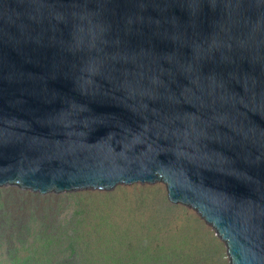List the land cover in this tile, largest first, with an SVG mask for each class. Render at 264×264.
Returning <instances> with one entry per match:
<instances>
[{
  "label": "water",
  "instance_id": "obj_1",
  "mask_svg": "<svg viewBox=\"0 0 264 264\" xmlns=\"http://www.w3.org/2000/svg\"><path fill=\"white\" fill-rule=\"evenodd\" d=\"M9 189L163 190L264 264V0H0Z\"/></svg>",
  "mask_w": 264,
  "mask_h": 264
},
{
  "label": "rangeland",
  "instance_id": "obj_2",
  "mask_svg": "<svg viewBox=\"0 0 264 264\" xmlns=\"http://www.w3.org/2000/svg\"><path fill=\"white\" fill-rule=\"evenodd\" d=\"M0 264H227L163 190L34 199L0 190Z\"/></svg>",
  "mask_w": 264,
  "mask_h": 264
},
{
  "label": "trees",
  "instance_id": "obj_3",
  "mask_svg": "<svg viewBox=\"0 0 264 264\" xmlns=\"http://www.w3.org/2000/svg\"><path fill=\"white\" fill-rule=\"evenodd\" d=\"M14 188V187H13ZM16 189V188H15Z\"/></svg>",
  "mask_w": 264,
  "mask_h": 264
}]
</instances>
